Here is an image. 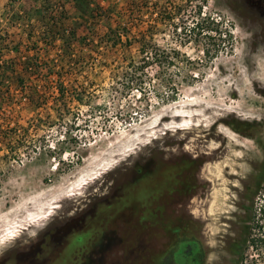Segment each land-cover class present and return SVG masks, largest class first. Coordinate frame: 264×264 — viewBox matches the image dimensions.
I'll return each mask as SVG.
<instances>
[{
    "label": "rangeland",
    "instance_id": "374dc122",
    "mask_svg": "<svg viewBox=\"0 0 264 264\" xmlns=\"http://www.w3.org/2000/svg\"><path fill=\"white\" fill-rule=\"evenodd\" d=\"M210 19L220 33H187ZM143 38L175 65L143 68ZM209 148L213 186L172 207L198 227L170 222L106 264H179L188 247L193 264H264V17L250 0H0V259L92 233L161 167Z\"/></svg>",
    "mask_w": 264,
    "mask_h": 264
},
{
    "label": "flooded vegetation",
    "instance_id": "af4514ba",
    "mask_svg": "<svg viewBox=\"0 0 264 264\" xmlns=\"http://www.w3.org/2000/svg\"><path fill=\"white\" fill-rule=\"evenodd\" d=\"M250 3L264 17V0H250ZM218 157L217 150L209 148L206 153L198 154L191 162H188L186 156L185 159L172 161L149 177L144 191L120 200L118 207L107 215L92 218L91 222L95 224L91 223L88 227H94L92 233L87 231L77 236L75 241L68 240L69 236L63 234L55 245L48 243V250L42 251L43 249L37 247L15 258L4 256L0 259V264H106L114 250L122 249L124 254H128L139 246L144 248L154 239L157 241L164 237L170 222H175L177 228V225L188 218L190 226L197 228L195 219L187 217L184 206L176 212H173L172 207L176 206L179 200L187 201V198L192 196L201 198L207 182L213 186L210 167ZM203 162H206L209 179L197 184L194 174L197 172V166ZM190 249L191 247L186 248V253L177 256L179 264H193ZM139 262L148 263V259H141Z\"/></svg>",
    "mask_w": 264,
    "mask_h": 264
},
{
    "label": "trees",
    "instance_id": "16d2710c",
    "mask_svg": "<svg viewBox=\"0 0 264 264\" xmlns=\"http://www.w3.org/2000/svg\"><path fill=\"white\" fill-rule=\"evenodd\" d=\"M217 24H219V23L215 22L213 19H210V20H207V23L205 25H203V26L197 23L192 29L187 30V33H189L190 35L191 34L200 35V34H203V33H215V34L216 33H220V31L218 30V25ZM210 39H213L212 40L213 43L211 44V47L213 49H214V47H216V49H217L218 48L217 40L215 38H211V36H210ZM216 49H214V50H216ZM139 50H140L141 55L143 56V62H144V65H145V66H143V68L155 67V68H157L160 71V73H163L169 67L174 66L175 65L174 57L180 56L178 51H175V50H172V51L171 50L170 51L162 50L159 47H157L156 45H152V44L146 42L144 40V38L142 39V42H141ZM140 68H142V67H140ZM192 77H191V79H194ZM125 79L129 80L130 85L135 83V85L138 86L139 83H140L139 79L135 78L134 75H129ZM185 79H187V78H185ZM170 88L175 89L174 86H172ZM60 96L62 98L66 97L64 92H61ZM73 97H76L75 99H76L77 102H81L82 101V98L78 97V94H75V96H73ZM60 111L62 112L63 110H60ZM67 113H69V112H68V110H67V108L65 106L64 114H67ZM37 122L41 123V120H38ZM30 124L31 123H29V126H30ZM31 126H32V128L35 131L38 128L37 124L31 125ZM23 135L29 136L28 127L23 128V132L19 134V137H22ZM261 209H264V207H261ZM260 239H262V238H260ZM248 241H249L250 247L256 248V242L259 241V238L258 239L257 238L255 239L254 237L248 238ZM236 247L237 248H236V250H234L233 253L239 258L238 261L239 260L242 261L243 260V258H242V256H243L242 253L243 252H239L238 251V249H240L241 247H238V246H236ZM246 247H248V246L243 245V248H246Z\"/></svg>",
    "mask_w": 264,
    "mask_h": 264
}]
</instances>
